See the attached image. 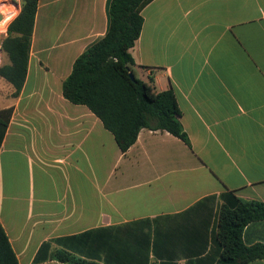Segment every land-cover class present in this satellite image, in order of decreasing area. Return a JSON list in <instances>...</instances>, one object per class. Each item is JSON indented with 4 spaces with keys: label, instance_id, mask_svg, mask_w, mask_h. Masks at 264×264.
Returning a JSON list of instances; mask_svg holds the SVG:
<instances>
[{
    "label": "crops",
    "instance_id": "crops-1",
    "mask_svg": "<svg viewBox=\"0 0 264 264\" xmlns=\"http://www.w3.org/2000/svg\"><path fill=\"white\" fill-rule=\"evenodd\" d=\"M107 6L38 0L20 95L0 77V111L12 109L0 222L19 264H63L35 261L44 243L61 248L63 239L102 264L118 243L133 251L140 241L149 263L213 264L223 195L264 202V0H153L142 10L134 74L174 92L189 143L143 128L125 154L62 91L76 59L105 36ZM4 8L12 18L0 39L22 0H0ZM243 240L264 244V221L246 226Z\"/></svg>",
    "mask_w": 264,
    "mask_h": 264
},
{
    "label": "trees",
    "instance_id": "trees-1",
    "mask_svg": "<svg viewBox=\"0 0 264 264\" xmlns=\"http://www.w3.org/2000/svg\"><path fill=\"white\" fill-rule=\"evenodd\" d=\"M153 0H108V29L104 37L88 46L76 59L62 91L65 99L86 106L112 133L122 153L137 140L143 128L161 130L180 138L188 137L180 122V110L172 90L157 92L154 77L138 79L130 49L139 39L144 19L142 10ZM38 0H22L18 16L7 27L1 49L9 63L0 67V77L14 87L13 97L23 89ZM133 73L135 78L130 77ZM12 109L0 111V146L6 134ZM264 221V202L242 200L233 194L223 195L219 209L215 244L219 252L213 264H250L264 261V244L246 245L243 232L251 223ZM83 237H90L84 234ZM68 240H57L61 248L44 243L35 261L50 258L63 264H102L91 252L84 254ZM86 243V242H85ZM140 241L137 250L118 243L114 257L103 264L149 263L148 252ZM132 248V249H133ZM52 249V250H51ZM51 250V252L49 251ZM0 264H19L17 255L0 222Z\"/></svg>",
    "mask_w": 264,
    "mask_h": 264
},
{
    "label": "bare ground",
    "instance_id": "bare-ground-1",
    "mask_svg": "<svg viewBox=\"0 0 264 264\" xmlns=\"http://www.w3.org/2000/svg\"><path fill=\"white\" fill-rule=\"evenodd\" d=\"M6 9H8V8H6ZM5 9V10H6ZM5 10H2L1 12H0V15H1V20H0V26H5V24H6V21L8 20V15L6 14V11ZM11 10V9H10ZM12 11V16H14L13 14L15 13L14 12V10H11ZM4 17H6V19H4Z\"/></svg>",
    "mask_w": 264,
    "mask_h": 264
},
{
    "label": "rangeland",
    "instance_id": "rangeland-1",
    "mask_svg": "<svg viewBox=\"0 0 264 264\" xmlns=\"http://www.w3.org/2000/svg\"><path fill=\"white\" fill-rule=\"evenodd\" d=\"M5 9H6V8H4V9H2V10H5ZM2 10H1V11H2ZM1 11H0V12H1ZM11 18H12V17H10V18L8 17V20L11 19ZM4 19H6V17H4ZM4 32H5L4 25H3V26H0V35L3 34Z\"/></svg>",
    "mask_w": 264,
    "mask_h": 264
},
{
    "label": "water",
    "instance_id": "water-1",
    "mask_svg": "<svg viewBox=\"0 0 264 264\" xmlns=\"http://www.w3.org/2000/svg\"><path fill=\"white\" fill-rule=\"evenodd\" d=\"M1 18H2V17L0 16V20H1ZM2 42H3V39H0V52H2V49H1ZM130 77H131L132 79L135 78V76H134L133 73H130Z\"/></svg>",
    "mask_w": 264,
    "mask_h": 264
}]
</instances>
